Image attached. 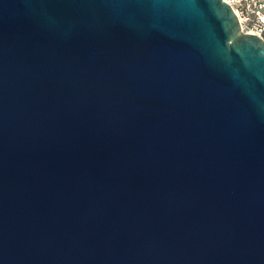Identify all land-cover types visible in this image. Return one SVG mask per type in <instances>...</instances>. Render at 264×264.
<instances>
[{"label": "water", "instance_id": "1", "mask_svg": "<svg viewBox=\"0 0 264 264\" xmlns=\"http://www.w3.org/2000/svg\"><path fill=\"white\" fill-rule=\"evenodd\" d=\"M0 264H264V39L224 0H0Z\"/></svg>", "mask_w": 264, "mask_h": 264}, {"label": "built area", "instance_id": "2", "mask_svg": "<svg viewBox=\"0 0 264 264\" xmlns=\"http://www.w3.org/2000/svg\"><path fill=\"white\" fill-rule=\"evenodd\" d=\"M235 10L243 33L264 39V0H224Z\"/></svg>", "mask_w": 264, "mask_h": 264}]
</instances>
